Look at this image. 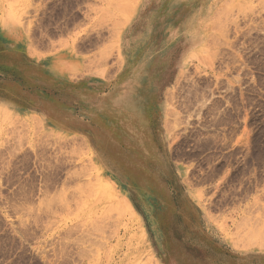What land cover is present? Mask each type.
Instances as JSON below:
<instances>
[{
  "label": "rangeland",
  "instance_id": "1",
  "mask_svg": "<svg viewBox=\"0 0 264 264\" xmlns=\"http://www.w3.org/2000/svg\"><path fill=\"white\" fill-rule=\"evenodd\" d=\"M0 264H264V0H0Z\"/></svg>",
  "mask_w": 264,
  "mask_h": 264
},
{
  "label": "crops",
  "instance_id": "2",
  "mask_svg": "<svg viewBox=\"0 0 264 264\" xmlns=\"http://www.w3.org/2000/svg\"><path fill=\"white\" fill-rule=\"evenodd\" d=\"M208 1H212V0H208ZM194 2H195V5L196 6H199V5H201L203 2L206 4L207 3V0H194ZM212 4V3H211ZM199 13V12H198ZM43 68H47L46 67V64L44 63V64H42L41 65Z\"/></svg>",
  "mask_w": 264,
  "mask_h": 264
},
{
  "label": "bare ground",
  "instance_id": "3",
  "mask_svg": "<svg viewBox=\"0 0 264 264\" xmlns=\"http://www.w3.org/2000/svg\"><path fill=\"white\" fill-rule=\"evenodd\" d=\"M190 28H191V26H190ZM188 29H189V27H188ZM57 68H58V67H57ZM81 143H82V142H81ZM77 144H78V142H77ZM80 145H81V144H80ZM82 145H83V144H82ZM83 146H84V145H83ZM258 236H259V235H258ZM262 238H263V237H262ZM262 238H261V239H262ZM258 239H260V238H258ZM260 243H261V242H260Z\"/></svg>",
  "mask_w": 264,
  "mask_h": 264
}]
</instances>
